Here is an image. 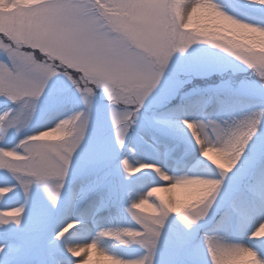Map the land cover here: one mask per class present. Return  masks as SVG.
I'll return each instance as SVG.
<instances>
[{"label":"snow or ice","instance_id":"snow-or-ice-1","mask_svg":"<svg viewBox=\"0 0 264 264\" xmlns=\"http://www.w3.org/2000/svg\"><path fill=\"white\" fill-rule=\"evenodd\" d=\"M212 8L264 31V0H39L30 7L16 4L0 11V97L10 105L0 110V170L16 181L0 186V198L11 201L17 189L25 196L24 205L9 203L0 210V264H18L14 257L29 246L39 247L38 264H89L81 253L90 249H97L107 264H198L195 253L200 248L205 264H242L253 257L256 264H264V105L239 118L204 117L207 111L233 110L264 86V50L236 47L193 27L194 12L209 13ZM218 57L238 63H221ZM230 67H243L255 81H224L215 86L205 81L207 88H184L192 75L224 73ZM56 76L71 82L83 108L10 143L6 140L10 133L30 126ZM98 92L108 100L120 149L128 144L127 137L150 96L154 104L166 105L179 95L180 103L161 116L190 130L201 158L200 170L175 175L162 165L133 166L126 155L104 154L82 159L74 169ZM146 125L148 131L163 128L156 121ZM117 159L126 179L143 173L137 178L138 198L130 199L126 208L137 227L100 229L90 243H77L88 233L89 221L95 223L97 214L113 204L111 177ZM70 173L74 188L53 233L45 235L46 223L39 211L33 228L27 230L22 214L32 186L42 187L55 208ZM153 173L158 180L148 186L145 178ZM191 185L202 189L199 195L184 192L183 199L156 195ZM73 198L83 203L75 216ZM169 217H173L170 225L178 218L186 231L170 227L163 237ZM76 224L81 227L76 229ZM193 226L204 233L196 243L187 234ZM69 229L74 230L69 233ZM228 234L246 235L248 242L230 241ZM104 238L139 245L143 252L132 249L137 254L131 256L109 252L101 246ZM165 256L171 259L165 261Z\"/></svg>","mask_w":264,"mask_h":264},{"label":"rangeland","instance_id":"rangeland-1","mask_svg":"<svg viewBox=\"0 0 264 264\" xmlns=\"http://www.w3.org/2000/svg\"><path fill=\"white\" fill-rule=\"evenodd\" d=\"M39 2V0H14L12 5H9L8 0H0V11L10 10L16 4L23 7H30ZM219 3V0H214ZM221 7H223L221 5ZM231 14V13H229ZM255 15H259L256 13ZM193 27H200L208 30L209 33L217 32L221 33L223 37H232L235 40H239L242 44L248 47L258 48L264 50V38L257 39V35L254 33H245L243 35L233 36L232 32L226 30V28L219 26L220 22L209 15L207 11L201 10L194 12ZM240 19L242 17L237 16ZM245 22H250L246 20ZM221 38V37H220ZM222 42L227 43L226 40L221 39ZM210 47V46H209ZM220 52V50H215ZM227 56V54L221 53V57ZM217 58L218 62L232 64L238 63L234 61V58L228 57L227 60ZM195 71V69H193ZM196 79H200L199 84ZM256 77L248 70L241 67L240 70H233L231 67L224 73L213 72L210 75H192L191 79L184 85V88L191 91L195 88H207L209 84L205 81L214 82L212 86L219 85L224 81H232L234 84H239L242 81L254 82ZM264 88V86H260ZM257 88L255 94L249 97L243 104L235 105L233 110L227 112H215L207 111L204 113L205 118L212 119H230L239 118V116L247 111L255 110L256 108L264 105V91ZM180 103L179 95L174 96L168 101L166 105H157L153 103V99L150 96L141 109L137 123L131 129L127 139L128 144L124 149H120L114 138V129L112 127L110 113L108 110V100L102 93L98 92L97 97L93 102L90 115V123L87 132V138L83 145L79 149L76 158L73 161V168L77 167V164L82 159H91L98 154H104L109 157H117L126 155L130 164L138 166L140 162L154 163L157 166H163L170 174L175 175H191L194 171L200 170V157L199 151L193 146V140L190 134V130L183 128V126L177 127L178 121L163 119L161 114L166 113L169 109L175 108ZM9 103L0 97V110H6L9 107ZM83 108L79 93L76 91L71 82L63 76H56L49 82L46 94L41 98L37 112L32 120L30 126L22 129L20 133H10L6 137L10 143H18L26 135L33 134L37 130H41L47 126H50L56 119L64 118L72 115L74 112ZM146 121H156L163 125L162 129H156L155 131H148ZM183 128V131H181ZM143 136V139L141 138ZM135 148V151L130 149ZM120 160H115L112 166V184H113V204L111 207L103 209L96 216V222L91 220L88 223V233L83 239H78L76 242L81 241L90 242L100 229H120L124 227H137L126 208L130 199H137V192L141 190V185L137 182V178L141 177L143 173H135L129 176L127 179L126 173L119 166ZM151 169H145L144 172H151ZM158 180L153 173L151 176L145 178V183L151 186V181ZM16 181L3 170H0V186L6 184H15ZM74 188V177L70 173L68 177V183L64 188L63 196L60 199L58 205L53 208L50 201L47 198V194L40 186L33 185L32 190L27 197V204L25 212L22 214L25 218V228L31 230L36 220L37 211L43 215L40 217L46 223L45 235L53 233L55 228L56 218H58L64 211L66 202L69 200L70 195ZM132 189L131 196H129L128 190ZM143 190H146L144 188ZM17 195L13 197L11 201L6 198H0V210H4L5 207L11 203L15 206L25 204V196L19 189L15 190ZM174 191V192H173ZM172 193L158 192L157 196H165L171 199L173 196L177 199L184 198V192H189V189H175ZM11 197L12 193L7 194ZM73 216L77 215L83 209V203L81 201H75L73 198ZM173 217H169L166 222V227L162 230V236L167 237L169 228L178 229L181 232L186 230L183 227V222L176 218L175 225H170V221ZM80 224H76L75 228L79 229ZM74 229H69L71 233ZM199 232V235H197ZM66 233L65 235H68ZM187 234L193 237L194 243L198 242L200 237L204 234L203 230H198L196 226H193L190 232ZM230 241L247 243L248 237L241 236L236 237L232 234H228L227 237ZM101 246L105 247L109 252L116 253L118 255L131 256L137 253L132 249H140L142 254L143 249L139 245L125 246L120 244L119 241L113 238H104L100 241ZM97 249H91L90 253L81 256L84 259L89 260V264H107L106 261H102L98 255ZM3 257L0 256V259ZM14 259L18 264H23L25 261H33L38 264L40 259L39 247L29 246L25 251ZM78 259V258H73ZM161 257H157L158 262ZM165 261L171 259L170 256L163 257ZM195 259L198 264H205L206 256L203 248H200L195 253ZM252 259L249 258L242 262V264H251Z\"/></svg>","mask_w":264,"mask_h":264},{"label":"clouds","instance_id":"clouds-1","mask_svg":"<svg viewBox=\"0 0 264 264\" xmlns=\"http://www.w3.org/2000/svg\"><path fill=\"white\" fill-rule=\"evenodd\" d=\"M209 15L215 18L220 22L221 27L226 28L227 31L232 32L233 36L243 35L245 33H254L259 38H264V31L260 29L254 28L253 25L249 23H245L243 21L236 20L232 17L227 16L226 14H222L216 11L215 8L210 9ZM212 36L221 37V39L226 40L227 43L236 46V47H248L247 45L242 44L241 41L235 40L232 37H223L221 33L211 32L209 33ZM190 190V194L193 196L199 195L202 191L201 188L197 187L196 185L188 186ZM251 264H256L255 258L251 261Z\"/></svg>","mask_w":264,"mask_h":264},{"label":"bare ground","instance_id":"bare-ground-1","mask_svg":"<svg viewBox=\"0 0 264 264\" xmlns=\"http://www.w3.org/2000/svg\"><path fill=\"white\" fill-rule=\"evenodd\" d=\"M172 191H173V190H169L167 193H172ZM173 192H174V191H173ZM81 242H85V243H86V241H81ZM89 243H90V242H89ZM90 251H91V249H90L87 253L82 252L81 254H82V255H85V254L90 253Z\"/></svg>","mask_w":264,"mask_h":264},{"label":"trees","instance_id":"trees-1","mask_svg":"<svg viewBox=\"0 0 264 264\" xmlns=\"http://www.w3.org/2000/svg\"><path fill=\"white\" fill-rule=\"evenodd\" d=\"M196 80H197V82H195V84H199L200 83V81H199L200 79H196Z\"/></svg>","mask_w":264,"mask_h":264}]
</instances>
